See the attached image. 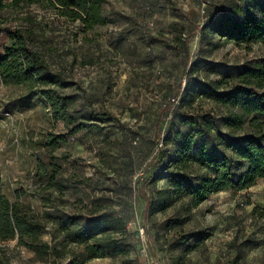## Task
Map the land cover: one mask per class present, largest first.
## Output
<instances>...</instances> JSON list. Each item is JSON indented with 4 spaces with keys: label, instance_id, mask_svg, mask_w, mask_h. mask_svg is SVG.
<instances>
[{
    "label": "rangeland",
    "instance_id": "1",
    "mask_svg": "<svg viewBox=\"0 0 264 264\" xmlns=\"http://www.w3.org/2000/svg\"><path fill=\"white\" fill-rule=\"evenodd\" d=\"M237 4L244 3L107 0L102 5L107 23L90 30L37 3L1 12L10 27L32 24L34 48L52 69L80 83L83 91L63 90L75 99L71 111L77 121L89 110L109 112L118 121L88 122L68 134L40 97L23 86L0 83L2 191L44 225L43 241L63 251L40 257L15 239L0 240V264H72L83 247L71 240V232L102 216L125 220L121 233L130 242L128 252L84 264H264V218L253 212L264 209V179L242 191L212 194L197 207L188 208L186 199L177 198L165 209H154L163 200L159 192L168 187L166 180L152 178L161 146L156 129L160 138L183 129L174 120L169 131L177 112L219 117L226 111L209 99L179 106V85L187 77L233 75L264 56L259 42L218 44L216 36L203 37L199 31L220 9ZM181 38L186 54L178 48ZM49 132L66 135L52 152L43 145ZM252 132L246 126L235 134ZM174 148L173 142L164 146L165 159ZM49 154L61 166L64 190L44 189L36 175L38 159L47 161ZM201 231L207 238L191 249Z\"/></svg>",
    "mask_w": 264,
    "mask_h": 264
},
{
    "label": "trees",
    "instance_id": "2",
    "mask_svg": "<svg viewBox=\"0 0 264 264\" xmlns=\"http://www.w3.org/2000/svg\"><path fill=\"white\" fill-rule=\"evenodd\" d=\"M242 5L220 9L203 24L199 31L216 36L220 42H232L249 46L264 45V0H242ZM37 3L52 8L71 21H78L84 30L107 23L102 5L107 0H0V83L23 86L40 97L49 107L51 118L62 121L73 134L85 128L88 122L118 121L109 112L89 110L77 121L71 106L73 95L64 93L72 87L83 91L79 82L70 79L60 70L52 69L46 58L33 46L34 26L10 27L5 25L1 12L5 9H22ZM187 53L186 39L181 38L179 47ZM187 75V73H186ZM179 106L192 107L197 99H209L226 109L219 117L212 113H175L174 120L183 129H174L156 141L157 160L153 179H164L168 187L159 192L162 203L155 210L170 206L175 199L184 198L187 207H197L210 195L224 190L242 191L264 179V56L244 66L233 75L216 79L187 77L176 93ZM85 105L87 106L86 100ZM173 106L163 108V113ZM158 125V124H157ZM249 127L254 132L235 134ZM158 127V126H157ZM224 127L226 131H222ZM66 141L65 134L49 132L43 145L50 152ZM175 144L170 157L164 158V146ZM61 166L49 154L48 160L38 159L36 175L44 189L56 187L64 190L67 185L60 177ZM154 210V211H155ZM264 218V209H253ZM126 226L122 217H97L90 224L78 225L71 232V240L83 247L74 255L72 264H84L91 258L124 256L130 242L121 233ZM44 225L17 200L11 201L2 191L0 173V240H16L18 246L37 256L52 254L61 256L63 251L41 239ZM191 249L197 248L207 238L203 231L196 237ZM129 264V263H125Z\"/></svg>",
    "mask_w": 264,
    "mask_h": 264
},
{
    "label": "built area",
    "instance_id": "3",
    "mask_svg": "<svg viewBox=\"0 0 264 264\" xmlns=\"http://www.w3.org/2000/svg\"><path fill=\"white\" fill-rule=\"evenodd\" d=\"M143 232H144V229L141 228V229L139 230V233H140V234H143Z\"/></svg>",
    "mask_w": 264,
    "mask_h": 264
}]
</instances>
